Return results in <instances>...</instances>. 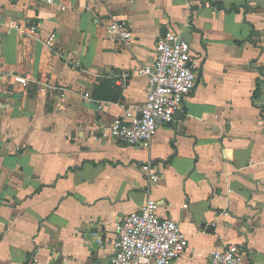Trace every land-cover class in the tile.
<instances>
[{"label":"crops","instance_id":"1","mask_svg":"<svg viewBox=\"0 0 264 264\" xmlns=\"http://www.w3.org/2000/svg\"><path fill=\"white\" fill-rule=\"evenodd\" d=\"M111 19L129 45L105 34ZM166 31L201 72L179 120L149 148L101 138L145 103L147 79L121 75L150 63ZM261 107L264 0H0V264H110L117 220L148 198L188 239L169 264H206L231 244L242 264H264Z\"/></svg>","mask_w":264,"mask_h":264},{"label":"built area","instance_id":"2","mask_svg":"<svg viewBox=\"0 0 264 264\" xmlns=\"http://www.w3.org/2000/svg\"><path fill=\"white\" fill-rule=\"evenodd\" d=\"M104 31L109 38L126 46L132 42V33L125 22L111 19ZM54 39L51 34L45 45L50 46ZM131 75L147 79L145 103L125 109L122 115L101 126L98 134L125 145L149 148L157 128L174 122L175 113L181 110L184 98L194 86L196 74L190 45L173 32H164L156 41L154 59L130 74H122L121 78L125 81ZM13 79L22 88L29 83L27 76L14 75ZM150 165L146 162L141 168L155 182L158 176L150 173ZM157 209L158 203L148 198L138 210L117 220L110 264H169L183 255L188 247L185 233L172 219L160 217ZM242 254L241 246L231 244L212 250L206 264H242Z\"/></svg>","mask_w":264,"mask_h":264},{"label":"trees","instance_id":"3","mask_svg":"<svg viewBox=\"0 0 264 264\" xmlns=\"http://www.w3.org/2000/svg\"><path fill=\"white\" fill-rule=\"evenodd\" d=\"M214 5L218 9H223L224 8L223 5H222V3H220V2H216ZM260 85H261L260 82L257 81V84H256L255 89L253 90L252 96H251V98L253 100H260L259 99V97H260V91H261L260 90ZM261 113H262V116H264V107H261Z\"/></svg>","mask_w":264,"mask_h":264},{"label":"water","instance_id":"4","mask_svg":"<svg viewBox=\"0 0 264 264\" xmlns=\"http://www.w3.org/2000/svg\"><path fill=\"white\" fill-rule=\"evenodd\" d=\"M200 75H201V72L198 71L197 76H196V80H195V84L198 83V80H199V78H200ZM195 84H194V85H195ZM179 115H180V112L177 111L176 114L174 115V120H175V121L179 120ZM207 228H208V227H207ZM209 228H210V227H209Z\"/></svg>","mask_w":264,"mask_h":264}]
</instances>
